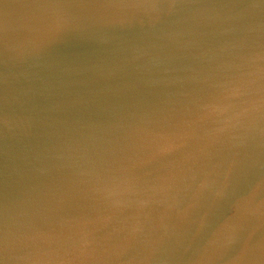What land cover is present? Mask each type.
Returning a JSON list of instances; mask_svg holds the SVG:
<instances>
[{"label": "water", "instance_id": "obj_1", "mask_svg": "<svg viewBox=\"0 0 264 264\" xmlns=\"http://www.w3.org/2000/svg\"><path fill=\"white\" fill-rule=\"evenodd\" d=\"M0 264H264V0H0Z\"/></svg>", "mask_w": 264, "mask_h": 264}]
</instances>
